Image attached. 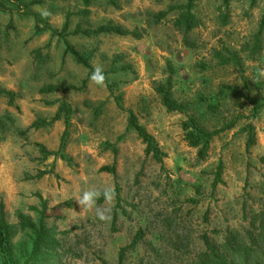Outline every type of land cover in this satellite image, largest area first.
<instances>
[{"label":"rangeland","instance_id":"374dc122","mask_svg":"<svg viewBox=\"0 0 264 264\" xmlns=\"http://www.w3.org/2000/svg\"><path fill=\"white\" fill-rule=\"evenodd\" d=\"M186 1L0 0L9 262L118 264L122 253V264H199L208 243L220 257L251 250L249 262L264 263V107L253 112L264 102V0H196L188 31L175 23ZM104 24L138 37L73 32ZM65 40L88 66L65 53ZM96 66L106 87L90 82ZM167 80L182 112L162 104ZM130 114L160 161L126 129ZM190 118L213 134L204 159L182 128ZM105 187L112 204L96 203L110 220L81 212L76 198Z\"/></svg>","mask_w":264,"mask_h":264},{"label":"trees","instance_id":"16d2710c","mask_svg":"<svg viewBox=\"0 0 264 264\" xmlns=\"http://www.w3.org/2000/svg\"><path fill=\"white\" fill-rule=\"evenodd\" d=\"M84 4H88L91 0H82ZM196 0H187L185 5L182 7L183 11L180 14V16L176 19L175 23L180 26L183 30L188 31L195 25V20L192 15V9L194 7ZM225 4H227L228 0H223ZM166 13L161 12L156 15V19L162 18ZM67 24L65 23L63 26V31L66 30ZM264 27V8L263 13L260 19V26H259V32L257 34L260 35L262 29ZM74 33H90V34H99V33H114L117 35H132L134 37H138V34L136 32H128L123 30L122 28L110 24H104L96 27L93 30H83L80 31L78 28H76ZM65 44V53H69L72 56H74L77 61L83 63L85 66H88V63L86 59L66 40L64 41ZM170 82L167 80L166 85H159L158 91L161 94L162 98V104L166 107L169 111H177L182 112L183 108L182 105L177 103L171 96L170 93ZM53 88H47L46 91H52ZM264 107V102H254V110L255 113L260 108ZM64 111L66 113H69L70 109L66 104H62L59 108V112ZM59 112L57 115H59ZM183 130L187 131V138L191 146L193 147H199L198 150V157L200 159H204L207 153V144L210 141L211 137L213 136L212 133L206 132L203 129H201L193 118L188 119V121L184 122L182 125ZM249 129V138L247 141V147L253 144V128L251 126L248 127ZM126 129H132L134 130L138 136L143 140L145 143V152L147 154H152V156L160 161L161 160V153L158 149V147L155 145L153 136L149 134L141 125H139L134 116L130 114L128 123L126 126ZM63 157V156H61ZM104 171L114 172V165L112 166H104L101 168ZM219 171L216 173V177H218ZM29 225H31L33 228L35 227L30 220H27ZM262 230L264 231V226H262ZM7 225L4 220V213L3 210L0 208V252L2 256V264H17V263H11L8 260V256L6 254V244H7ZM42 240V233H38V238L34 244V250H36L41 243ZM134 243V242H133ZM207 243V242H206ZM207 249L208 252L204 253L202 258L199 261V264H261L258 259L254 260L253 262H249V256L251 250H244L241 254H236V258L230 259L227 256L220 257L214 250L212 246H210L207 243ZM123 252V249H122ZM261 253L257 256H260ZM261 258L264 257L260 256ZM118 264H122V253L119 255V261ZM264 264V263H263Z\"/></svg>","mask_w":264,"mask_h":264},{"label":"clouds","instance_id":"9594fccd","mask_svg":"<svg viewBox=\"0 0 264 264\" xmlns=\"http://www.w3.org/2000/svg\"><path fill=\"white\" fill-rule=\"evenodd\" d=\"M49 12L46 9L41 10V16L47 17ZM90 82L94 85H98L101 87H106V77L102 67L96 66L94 67L90 77ZM103 197L107 204H112L115 197L114 188L105 187L102 190L97 188H90L88 190L83 191V193L76 198L77 203L81 207V212L88 213L95 210V216L100 221H108L110 220V207H98L97 200Z\"/></svg>","mask_w":264,"mask_h":264}]
</instances>
